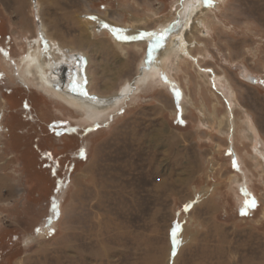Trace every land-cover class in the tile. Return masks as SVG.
<instances>
[{
    "label": "rangeland",
    "instance_id": "374dc122",
    "mask_svg": "<svg viewBox=\"0 0 264 264\" xmlns=\"http://www.w3.org/2000/svg\"><path fill=\"white\" fill-rule=\"evenodd\" d=\"M41 27L86 58L50 92ZM80 70L133 88L87 120L54 94ZM0 142V264H264V0H0Z\"/></svg>",
    "mask_w": 264,
    "mask_h": 264
},
{
    "label": "bare ground",
    "instance_id": "6f19581e",
    "mask_svg": "<svg viewBox=\"0 0 264 264\" xmlns=\"http://www.w3.org/2000/svg\"><path fill=\"white\" fill-rule=\"evenodd\" d=\"M192 9H191V7L187 8L188 11H190ZM190 13H192V12H190ZM190 13L188 12V15L186 17L184 16L185 18L180 20V22L175 27V29L171 30L172 32L170 31L172 34L174 33L175 35L173 36V39L170 40V42H169L170 44L168 45L169 47H167V45H166L167 50L162 53L163 55H161V56H163V59L166 58L167 55H170V53L182 52V49H183L182 47H185V44L183 41V32L185 31V28H186L187 32H191V33L193 32L192 28L198 29V30L203 28L204 21L202 20V18H200L201 16L197 17V15H194L193 22L190 24V20H192ZM42 27H41V31H40L41 33L40 34H41L43 50H40V49L39 50H35V49L29 50V53L26 56H24L25 58L22 60L23 68H24L23 74L26 76L29 75V73H31V72H29V71H31L29 69H33L34 71H36L40 86L50 92V90L52 91V87L53 86L57 87L60 81H59L58 76H57L58 78H55L54 74L49 75V68L56 66L57 64L59 65L60 63H63V64L68 63L70 65L75 61V58H74L75 55H80L83 58V60H85L86 58L82 54L74 52L72 48L65 49L62 45H60L56 42H53V40L50 41L47 34L43 31ZM188 29H190V31H188ZM171 33H167L166 35L163 34L161 36V38H164L163 40H160V41L157 40V38L160 37V35H159L157 37H153V40L148 39L147 41L149 42L151 48H153V50L155 51L157 49V47H152V45L154 44L153 42L158 41L156 43L157 44L159 43V44L156 46H159L160 44L163 45L165 39L167 41L168 37L170 36ZM202 34L204 35V34H206V32L202 31ZM38 46H40V45H38ZM161 49L163 50V48H161ZM177 54H179V53H177ZM56 57H58V58H56ZM153 57L149 62V69H151L153 72L151 71L152 73H150V71H149L150 74L149 73H145V74L143 73L142 74L140 82L143 85L145 83H147L151 77H156L158 75L157 74V70H158L157 68L159 66L157 68L154 67L155 65L153 64ZM159 62H161V61H159ZM73 64H75V63H73ZM66 81H67V79H66ZM70 84L71 85H69L70 86L69 88L75 94H69V93L65 94V93H62L64 91H62V92L57 91V92H54L55 96L59 97L64 102L68 103L70 106H72L74 108H79L80 110H82V112L84 113V116L87 120H90V121H93L96 123L98 120H100L104 117V113L107 110H110V109H113V107H116L119 104V102L123 99V94L130 91L131 87H132L131 85H126V87H123L122 92L119 93V95L117 97L110 98V99L109 98L104 99L101 97H97L95 95H91L88 91V86L90 84V81L87 78V76L85 75V73L83 72V70H80L77 72L76 77L71 81ZM84 123H86V122H84ZM87 123H89V122H87ZM255 151L258 154H260L261 158H264L263 154L258 152L257 149H255Z\"/></svg>",
    "mask_w": 264,
    "mask_h": 264
},
{
    "label": "water",
    "instance_id": "95a60500",
    "mask_svg": "<svg viewBox=\"0 0 264 264\" xmlns=\"http://www.w3.org/2000/svg\"><path fill=\"white\" fill-rule=\"evenodd\" d=\"M77 65H79L78 62H77ZM244 80L246 82L250 83V84L254 83V81H255V79L253 77H251V76H246V78H244ZM67 91H68L69 94H75L73 91H71L70 88Z\"/></svg>",
    "mask_w": 264,
    "mask_h": 264
},
{
    "label": "built area",
    "instance_id": "2783aa9c",
    "mask_svg": "<svg viewBox=\"0 0 264 264\" xmlns=\"http://www.w3.org/2000/svg\"><path fill=\"white\" fill-rule=\"evenodd\" d=\"M2 151H3V144L0 142V155H2Z\"/></svg>",
    "mask_w": 264,
    "mask_h": 264
},
{
    "label": "snow or ice",
    "instance_id": "6c2138e0",
    "mask_svg": "<svg viewBox=\"0 0 264 264\" xmlns=\"http://www.w3.org/2000/svg\"><path fill=\"white\" fill-rule=\"evenodd\" d=\"M252 206H254V204H253ZM186 207H187V206H186Z\"/></svg>",
    "mask_w": 264,
    "mask_h": 264
}]
</instances>
